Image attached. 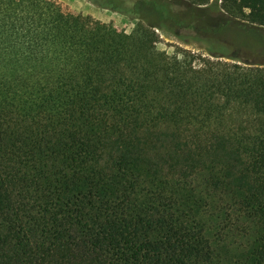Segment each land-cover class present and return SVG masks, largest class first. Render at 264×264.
I'll use <instances>...</instances> for the list:
<instances>
[{"label": "trees", "instance_id": "16d2710c", "mask_svg": "<svg viewBox=\"0 0 264 264\" xmlns=\"http://www.w3.org/2000/svg\"><path fill=\"white\" fill-rule=\"evenodd\" d=\"M159 39L0 0V264H264V65Z\"/></svg>", "mask_w": 264, "mask_h": 264}, {"label": "rangeland", "instance_id": "374dc122", "mask_svg": "<svg viewBox=\"0 0 264 264\" xmlns=\"http://www.w3.org/2000/svg\"><path fill=\"white\" fill-rule=\"evenodd\" d=\"M46 5L69 18L99 21L120 32L131 33L142 21L159 35L157 49L168 54L179 47L264 65V30L253 35L210 5L196 9L183 0H46Z\"/></svg>", "mask_w": 264, "mask_h": 264}]
</instances>
